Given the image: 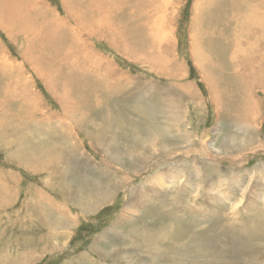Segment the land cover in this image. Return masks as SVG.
<instances>
[{
	"label": "rangeland",
	"instance_id": "374dc122",
	"mask_svg": "<svg viewBox=\"0 0 264 264\" xmlns=\"http://www.w3.org/2000/svg\"><path fill=\"white\" fill-rule=\"evenodd\" d=\"M0 264H264V0H0Z\"/></svg>",
	"mask_w": 264,
	"mask_h": 264
}]
</instances>
